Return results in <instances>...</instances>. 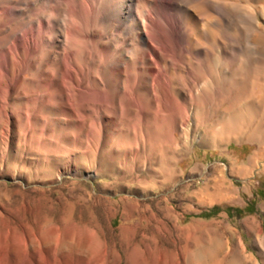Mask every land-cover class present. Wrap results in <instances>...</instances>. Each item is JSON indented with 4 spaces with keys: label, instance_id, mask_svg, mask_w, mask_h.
Listing matches in <instances>:
<instances>
[{
    "label": "rangeland",
    "instance_id": "1",
    "mask_svg": "<svg viewBox=\"0 0 264 264\" xmlns=\"http://www.w3.org/2000/svg\"><path fill=\"white\" fill-rule=\"evenodd\" d=\"M192 2L162 0L179 34L178 7ZM40 5L30 9L40 10ZM258 17L243 26L230 12L226 24L233 41L243 37L232 47L249 52L256 36H264V13ZM258 52V59L248 53V78L264 75V50ZM230 55V92L210 94L201 88L189 102L183 125L180 117L172 123L160 107L156 120L152 106L142 116L137 109L123 115L118 108L113 126L107 124L108 114L103 122L108 126L96 123L89 111L77 125L80 119L43 111L26 129V120L0 112V264H88L87 253L73 248L78 240L98 246L90 264L101 258L108 264L156 259L186 264V250L214 248L218 242L224 243L218 254L223 264L241 249L263 263L264 248L255 239L264 238V116L255 97L235 98L242 69L236 51ZM48 64L38 59L33 68L48 71ZM192 69L200 85L204 68L194 63ZM11 77L2 74L0 104ZM25 86L21 81L12 91L8 111L20 108L18 94ZM245 100L252 105L249 114H231L227 129L214 132L228 118L225 109L243 106ZM256 120L259 128L250 134ZM135 148L136 155L129 154ZM257 152L250 172H236ZM66 233L69 248L61 242L52 258L54 243ZM102 244L105 253L99 252Z\"/></svg>",
    "mask_w": 264,
    "mask_h": 264
},
{
    "label": "bare ground",
    "instance_id": "2",
    "mask_svg": "<svg viewBox=\"0 0 264 264\" xmlns=\"http://www.w3.org/2000/svg\"><path fill=\"white\" fill-rule=\"evenodd\" d=\"M36 2L41 3L40 10L30 9ZM192 3L178 7L182 27L179 34L162 0H0V85L4 72L12 76L1 99L0 112L7 119L26 120V129L43 111L56 112L66 119H80L77 125L83 124L84 115L89 111L96 123L113 126L118 108L123 115L137 109L142 116L143 111L152 106L156 120L161 117L156 111L160 107L168 112L172 123L180 117L183 125L188 119L189 102L198 96L201 88L208 89L210 94L230 92V52L236 51L237 66L239 64L242 71L235 84V98L255 97V102L260 101L263 117L264 75L248 78L244 67L248 53L256 59L262 54L258 49L264 50V36L260 33L256 36L257 43H253L249 52L245 46L232 47V42L237 44L243 37L236 36L233 41L226 23L231 11L243 26L258 21V15L264 13V0H193ZM28 33L33 35L29 34L26 39ZM5 46L3 52L1 49ZM38 59L48 62L50 69L33 68ZM194 63L204 68L200 85L198 76L193 73ZM31 68L35 72L26 77ZM21 81L27 85L23 93L18 94L23 102L20 108L8 111V99L12 91L19 89ZM251 106L246 101L236 109H225L223 114L228 118L226 122H218L213 127L214 132H224L231 114L243 117L249 114ZM107 114L112 118H108L105 125ZM65 124L71 123L66 121ZM258 128L256 120L250 126V134ZM210 138L216 141L212 135ZM137 151L135 148L129 154L136 155ZM259 154L255 153L250 163H254ZM255 240L264 248V238ZM61 242L69 248L67 235L54 243L52 258L56 257ZM76 243L73 248L84 250L90 264L97 256L98 246L87 240ZM222 249L223 242L193 253L188 249L186 264H223L224 259H218ZM106 250L104 244L99 248L100 253ZM175 261L162 263L156 259L151 264L181 263V260ZM99 264L108 262L101 258ZM228 264L264 262L245 255L241 249Z\"/></svg>",
    "mask_w": 264,
    "mask_h": 264
},
{
    "label": "crops",
    "instance_id": "3",
    "mask_svg": "<svg viewBox=\"0 0 264 264\" xmlns=\"http://www.w3.org/2000/svg\"><path fill=\"white\" fill-rule=\"evenodd\" d=\"M255 155V154H254ZM253 155V156H254ZM252 159V158H251ZM250 159V160H251ZM250 160H249V162H248V164L247 165H245V166H243V167H239L238 169H236V172H243V173H248V172H250L251 171V168H252V166H253V163H250Z\"/></svg>",
    "mask_w": 264,
    "mask_h": 264
},
{
    "label": "trees",
    "instance_id": "4",
    "mask_svg": "<svg viewBox=\"0 0 264 264\" xmlns=\"http://www.w3.org/2000/svg\"><path fill=\"white\" fill-rule=\"evenodd\" d=\"M212 210H214V208H212ZM236 212H238V211H236Z\"/></svg>",
    "mask_w": 264,
    "mask_h": 264
}]
</instances>
